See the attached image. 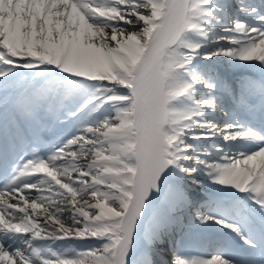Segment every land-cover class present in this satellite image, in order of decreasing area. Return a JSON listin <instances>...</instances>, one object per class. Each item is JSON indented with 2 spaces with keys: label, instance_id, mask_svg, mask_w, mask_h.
Wrapping results in <instances>:
<instances>
[{
  "label": "snow or ice",
  "instance_id": "6c2138e0",
  "mask_svg": "<svg viewBox=\"0 0 264 264\" xmlns=\"http://www.w3.org/2000/svg\"><path fill=\"white\" fill-rule=\"evenodd\" d=\"M0 264H264V0H0Z\"/></svg>",
  "mask_w": 264,
  "mask_h": 264
},
{
  "label": "bare ground",
  "instance_id": "6f19581e",
  "mask_svg": "<svg viewBox=\"0 0 264 264\" xmlns=\"http://www.w3.org/2000/svg\"><path fill=\"white\" fill-rule=\"evenodd\" d=\"M210 252H212L211 250H209V249H206L205 251H203V253H210Z\"/></svg>",
  "mask_w": 264,
  "mask_h": 264
}]
</instances>
